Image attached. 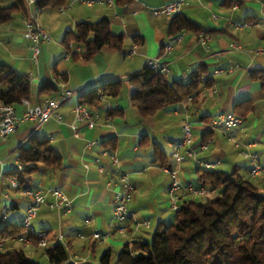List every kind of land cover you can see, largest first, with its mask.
Returning a JSON list of instances; mask_svg holds the SVG:
<instances>
[{"label": "crops", "instance_id": "1", "mask_svg": "<svg viewBox=\"0 0 264 264\" xmlns=\"http://www.w3.org/2000/svg\"><path fill=\"white\" fill-rule=\"evenodd\" d=\"M170 1L173 0H131L121 6L115 2L87 4L84 0H68L59 8H42L39 23L50 40L41 44L36 63L32 60L30 41L22 36V13L16 12L7 22L0 23V63L28 77L31 103L54 97L64 90L76 92L57 108L60 120L51 118L42 124L33 120L23 122L6 140H0V205L4 220L12 224H22L29 204L22 189L13 188L9 178L3 175L16 168L17 149L26 146L29 137L36 134L46 138L62 157V169L54 172L38 163L30 188L42 192L57 188L70 201V206L62 209L40 208L34 220L35 228L45 233L47 246L58 241L65 245L66 264L73 260L102 264L100 258L106 250L110 251V263H113L129 236L132 235L134 241L148 240L151 236L148 228L153 219L157 224L173 220L165 212L169 209L170 179L163 167L153 161V144L166 156L171 155L172 145L181 137L184 119L192 122L193 146L204 142L203 137L209 140L208 149L198 152L199 160H219L218 166L223 163L229 166L226 171L237 165L247 175L249 162L241 158L229 136L241 143L255 141L256 145L249 150L259 154L264 167V92L251 75L264 71V0H187L180 13L203 30L208 37L203 42L199 41L198 33L192 31H182L178 33L179 40L172 41L175 36L167 33L170 18L155 17L150 12L151 8ZM103 17L109 20L112 33L123 36L122 49L104 47L84 62L80 46L76 51L78 45L64 44L65 34L74 31L77 22L97 21ZM229 20L251 22L252 26L236 29ZM209 30L211 32H204ZM167 43L172 44L170 51L163 49ZM132 48L134 52L129 54ZM155 56L168 64L169 82H188L198 66H203V73L193 99H182L151 116L141 117L129 103L128 78L146 65L148 58ZM112 81L121 83L118 95L103 96L97 106L90 108L108 117L110 124L89 128L75 122L72 108L79 102V95ZM43 83L54 85L57 91L39 95L38 87ZM244 100L251 101L253 111L240 118V124L227 131L223 127L208 128L211 118L231 112L236 103ZM13 106L18 114L24 110L21 102ZM109 109H118L121 115L110 118L106 112ZM88 141L93 144L87 146ZM104 150L116 153L118 165L126 170L134 185L128 215L122 224L125 234L115 229L113 208L118 183L111 176L113 166L109 158L102 155ZM237 156L242 159L239 164H235ZM168 163L171 168L177 167L172 159ZM100 166L102 172L98 170ZM197 167L198 163L191 159L181 161L177 173L179 181L182 184L195 182ZM262 180L264 171L254 181L261 183ZM47 200L53 199L47 195ZM86 219L90 220L88 225ZM141 219L148 220L149 227H140L132 233V221ZM93 231L102 236L101 241L91 238ZM2 244L22 247L12 239ZM24 250L37 263L49 264L43 247L31 245Z\"/></svg>", "mask_w": 264, "mask_h": 264}, {"label": "trees", "instance_id": "2", "mask_svg": "<svg viewBox=\"0 0 264 264\" xmlns=\"http://www.w3.org/2000/svg\"><path fill=\"white\" fill-rule=\"evenodd\" d=\"M68 0H36L38 8H59ZM116 5H127L131 0H113ZM26 15L23 0H0V23L12 18L14 13ZM168 35L173 37L182 31L202 32L191 20L174 14L169 17ZM205 33L211 32L204 31ZM81 47V57L88 61L95 53L107 47L121 50L123 36L114 34L109 27V20L81 21L75 24L74 31H68L63 39ZM73 54H76L73 52ZM203 66H198L188 82H169L156 75L144 65L130 74L128 84L131 87L130 105L141 117L151 116L164 107L182 99H193L197 95ZM264 92V71L251 73ZM120 81H112L79 95V102L88 108L97 106L100 97H115L120 91ZM57 88L51 84H41L38 94H51ZM30 97V83L25 74L18 73L10 66L0 63V101L6 104L20 103ZM253 111L250 100L238 102L232 113L245 118ZM110 118L121 115L118 109L106 111ZM205 136V135H204ZM206 140L205 137L202 138ZM155 163L171 168L166 156L153 144ZM21 168L4 172L6 178H15L18 188L31 187L32 175L38 171V163L48 167L51 172L61 170L62 157L54 150L46 138L36 134L28 139L26 146L17 149ZM195 184L205 187L208 193L203 196H182L179 207L173 211V220L159 222L150 238L134 241L129 247L123 243L113 263H110V251L106 250L100 261L102 264H264V185L255 182L248 174L233 165L228 171L218 168L195 169ZM200 198L201 201L195 200ZM23 232V224H12L4 220L0 205V264H39L30 259L24 246L16 239ZM33 245H38V238L29 234ZM14 240L22 247L4 249L6 240ZM49 264H66L68 252L65 245L56 242L52 246H41ZM73 264V263H71ZM77 264H84L78 262Z\"/></svg>", "mask_w": 264, "mask_h": 264}, {"label": "built area", "instance_id": "3", "mask_svg": "<svg viewBox=\"0 0 264 264\" xmlns=\"http://www.w3.org/2000/svg\"><path fill=\"white\" fill-rule=\"evenodd\" d=\"M27 9L26 15L23 17L24 30L22 33L23 38L30 41L31 43V56L34 63L38 60V54L42 43L48 42L50 36L42 28L39 23L40 8L35 4L36 0H23ZM87 4L93 2H105L113 4V0H84ZM187 0H173L162 4L160 6L150 9L153 16H167L170 17L174 14L180 13L184 4ZM229 22L236 28L241 29L252 26L251 22ZM199 41L203 42L208 39L202 32L197 34ZM179 35L175 36L172 41H178ZM69 47H72L71 43H68ZM172 47L171 43L164 45V51H170ZM76 51L80 50V47H76ZM134 52V48L128 51L129 54ZM146 66L153 70V72L161 76L164 80H169L171 76V70L168 64L161 59L160 56L148 58ZM185 79L188 77L183 76ZM76 92L71 90H64L59 92L54 97H46L41 99L38 103H31L28 99H21V104L24 106V110L18 114L13 104H6L0 101V140L4 141L7 137L16 131L17 127L26 121H36L42 124L51 118L57 120L61 119V115L56 112L57 108L69 97ZM103 99V96L100 97ZM73 118L75 122L84 123L87 127L93 128L95 126H108L110 119L106 116H101L96 110L88 108L86 105L77 102L72 108ZM241 119L239 116L232 112H226L215 118H211L208 122V128L216 129L223 127L226 131L240 124ZM75 129V127L73 126ZM228 139L232 140L231 137L227 136ZM235 148L238 149L239 154L249 162L248 175L251 178H259L264 167L260 163L259 154L251 152L249 149L256 145L255 141L241 143L236 140H232ZM209 140L201 142L195 146L192 145V122L188 119H184L181 123V137L177 140L171 149V158L177 167L168 168L163 167L162 170L169 176L170 182L168 187V198L167 203L171 211H175L179 207V201L182 196H203L208 193V190L200 185H196L194 182L189 181L182 184L177 176L178 165L184 159H191L198 163V166L203 168L212 169L219 165V160L214 162H207L198 159V152L201 150L208 149ZM93 141H88L87 146H91ZM102 155L109 158L113 168L111 169V176L117 179L118 190L114 196V208H113V220L115 222L116 231L125 234L126 228L122 226L127 215H128V204L132 198L134 191V185L125 169L118 165V157L116 153L109 152L107 150L102 151ZM16 168L20 169L21 164L18 162ZM100 172L103 171V167H98ZM10 185L13 188H18V181L15 178L10 177L8 179ZM261 182H264L262 180ZM23 195L29 200V204L25 210V214L22 219L23 232H21L16 239L25 247L32 244V240L29 234L35 235L34 220L37 217L40 208L46 206L49 209L57 208L62 209L70 206V201L63 195V193L57 189L52 188L46 192L40 190H34L32 188H22ZM47 195L52 197V201L47 200ZM90 220L86 219L85 224H89ZM140 227H149V221L146 219L133 220L132 221V233L137 231ZM38 238V244L45 246L47 244L45 233L42 232L40 235H36ZM61 236L58 237L60 239ZM91 238L95 240L102 239V236L97 232L91 233ZM133 242L132 235L127 238L128 246L130 247ZM1 247V245H0ZM78 260H73V264H77Z\"/></svg>", "mask_w": 264, "mask_h": 264}, {"label": "rangeland", "instance_id": "4", "mask_svg": "<svg viewBox=\"0 0 264 264\" xmlns=\"http://www.w3.org/2000/svg\"><path fill=\"white\" fill-rule=\"evenodd\" d=\"M39 20V19H38ZM232 141V140H231ZM237 141V140H236ZM232 145H233V141H232ZM168 159H172L171 158V155H168ZM241 157V156H240ZM239 156H237V162H235V164H239L240 162H241V160L243 159L242 157V159L240 158ZM219 167V168H218ZM216 166V168H218V169H220V170H224V171H226L228 168H229V166H227V164L226 163H223V165H221V167L220 166ZM253 180H255V179H253ZM195 200H197V201H201V199L198 197H196L195 198ZM165 212L167 213V215L170 217V219L172 220V218H173V216H174V213L172 212V211H169V209L168 210H165ZM157 226V220H155V219H153L152 220V222H151V225H150V227L148 228V232L149 233H151L152 234V232L154 231V229H155V227ZM43 231H41L40 229H38V228H35V234L36 235H40L41 233H42ZM31 245H33V243L31 244ZM31 245H29L28 247H30ZM25 247V246H24ZM26 248V247H25ZM4 249H7V244H4Z\"/></svg>", "mask_w": 264, "mask_h": 264}]
</instances>
